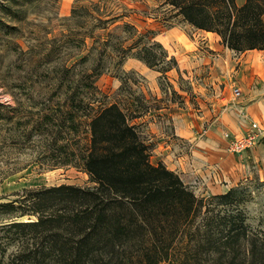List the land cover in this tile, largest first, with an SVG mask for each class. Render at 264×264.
I'll return each instance as SVG.
<instances>
[{"label":"trees","instance_id":"1","mask_svg":"<svg viewBox=\"0 0 264 264\" xmlns=\"http://www.w3.org/2000/svg\"><path fill=\"white\" fill-rule=\"evenodd\" d=\"M164 1L188 24L218 33L237 52L264 49V0ZM86 11L74 8L71 19ZM94 11L101 14L96 4ZM123 16L100 19L95 28L103 33L86 35L95 42L80 62L90 64L74 73L66 88L73 121L72 110L85 102L74 90L77 76L90 79L96 90L97 79L112 65L121 67L134 57L161 72L164 90L162 79L169 80L174 69L180 72L156 30L141 32L129 21L111 29ZM82 41L86 46V37ZM102 105L90 123L88 151L64 162L82 164L94 185L25 188L14 198H1L0 264H132L140 255L144 264H163L186 237L187 253L200 262L206 255L208 264H264V227L249 224L240 208L242 185L199 197L164 162H152V147L118 102Z\"/></svg>","mask_w":264,"mask_h":264},{"label":"rangeland","instance_id":"2","mask_svg":"<svg viewBox=\"0 0 264 264\" xmlns=\"http://www.w3.org/2000/svg\"><path fill=\"white\" fill-rule=\"evenodd\" d=\"M95 4L101 14L94 11ZM74 8L79 12L87 10V14L73 20ZM119 14L124 16L111 29L129 21L141 32L156 30V38L161 42L168 41L170 29L191 28L164 0H0V200L14 198L15 193L25 188L61 184L93 186L82 164L64 162L74 158V153L88 151L92 117L102 104L110 102H118L132 123L137 124L152 147V162H163L157 150L155 130L171 133L173 113L190 105L196 108L194 87L182 72H179V83L184 91L176 90V93L171 79H162L165 87L162 89L160 72L163 97L154 93L148 78L134 67L126 68L125 63L121 67L112 65L110 72L100 76L96 90L90 87V79L77 76L74 90L85 102L82 109L72 110L74 121L68 113L71 107L66 88L71 76L90 64V61L80 62L95 42L86 35L92 32L99 36L103 31L95 26L100 19ZM115 32L128 34L121 29ZM85 37L86 46L82 41ZM67 67L73 68L67 73ZM187 185L199 197L209 199L220 194L207 185ZM239 185L243 187L240 208L246 213L248 223L264 227V177L252 172L233 187ZM189 239L180 240L163 264H208L203 261L206 255L202 262L190 257ZM142 259L140 255L132 264H144Z\"/></svg>","mask_w":264,"mask_h":264},{"label":"crops","instance_id":"3","mask_svg":"<svg viewBox=\"0 0 264 264\" xmlns=\"http://www.w3.org/2000/svg\"><path fill=\"white\" fill-rule=\"evenodd\" d=\"M167 36L162 43L177 57L180 72L193 85L196 108L179 107L173 113L171 133L155 130L160 159L186 184L207 185L214 193H226L252 172L264 177V138L235 154L225 137L226 132L244 135L253 121L264 125V49L237 52L218 33L193 26L170 29ZM124 66L137 69L151 81L154 93L163 97L160 71L134 57ZM169 75L175 89L183 92L179 71ZM235 87L241 96L234 95Z\"/></svg>","mask_w":264,"mask_h":264},{"label":"built area","instance_id":"4","mask_svg":"<svg viewBox=\"0 0 264 264\" xmlns=\"http://www.w3.org/2000/svg\"><path fill=\"white\" fill-rule=\"evenodd\" d=\"M240 88H234V95L241 96ZM225 137L229 141V150L232 153H243L256 146L264 138V125L258 121H253L248 132L244 135L234 136L230 132L225 133Z\"/></svg>","mask_w":264,"mask_h":264}]
</instances>
